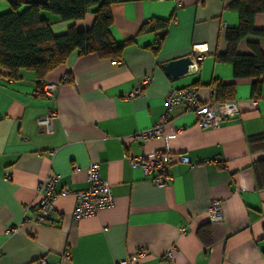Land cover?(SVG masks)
Returning <instances> with one entry per match:
<instances>
[{
  "label": "crops",
  "instance_id": "obj_1",
  "mask_svg": "<svg viewBox=\"0 0 264 264\" xmlns=\"http://www.w3.org/2000/svg\"><path fill=\"white\" fill-rule=\"evenodd\" d=\"M14 0H0V13ZM233 0H121L110 5V33L116 42L129 41L120 58L79 56L48 72L55 83L54 99L35 95L36 78L21 69L17 79L0 70V264H264V189L256 184L255 166L264 160V83L258 99L250 95L254 78H235L232 64L216 59L227 50L224 32L238 25ZM24 8L21 7L19 11ZM55 35L74 25L91 26L93 14L61 21L41 10ZM153 19L169 20L158 47V31L140 32ZM264 28V14L254 18ZM247 36L238 52L249 53ZM200 53L197 70L171 79L164 62ZM149 75L139 95L129 97ZM62 77L67 82L61 83ZM235 84L237 111L216 129L201 128L184 107L168 112L164 132L173 160L172 179L156 186L128 156H148L163 142L133 139V133L154 125L165 113L164 97L172 88L195 86L202 100L214 101L209 83ZM50 108L58 114L53 132L37 119ZM180 132L176 133V130ZM177 155L189 163L177 161ZM99 164L115 203L95 216L73 221L74 197L61 195L62 185L84 189L86 169ZM49 173L59 176L55 213L38 223L30 206L35 188ZM219 201L218 220L206 213ZM28 205V208L25 206ZM207 228L210 244L198 237ZM103 228H106L104 230ZM139 249L146 255L137 256Z\"/></svg>",
  "mask_w": 264,
  "mask_h": 264
},
{
  "label": "trees",
  "instance_id": "obj_2",
  "mask_svg": "<svg viewBox=\"0 0 264 264\" xmlns=\"http://www.w3.org/2000/svg\"><path fill=\"white\" fill-rule=\"evenodd\" d=\"M120 1L14 0L8 11L0 13L1 75L17 79L21 69L28 70L34 74L36 85H40L46 74L63 64L74 51L79 56L95 54L98 58H120L129 41L116 42L109 30L112 23L110 5ZM229 7L238 13V25L225 30L227 50L215 57L232 64L235 78H254L250 95L258 99L264 83V52L256 41L247 42L249 53L246 54L238 52V45L247 36L264 39V28H256L254 25L255 16L264 14V0H233ZM41 10L56 15L61 21L80 19L87 13H92L93 21L86 29L71 25L63 34L55 35L50 22L40 16ZM168 22L167 19H153L141 26L140 32L158 31L153 49L158 47ZM209 86L214 90V101L223 103L234 99L233 82L213 80ZM255 173L257 187L264 189V160L257 162ZM197 234L206 246L210 244L207 228H199Z\"/></svg>",
  "mask_w": 264,
  "mask_h": 264
},
{
  "label": "built area",
  "instance_id": "obj_3",
  "mask_svg": "<svg viewBox=\"0 0 264 264\" xmlns=\"http://www.w3.org/2000/svg\"><path fill=\"white\" fill-rule=\"evenodd\" d=\"M200 53L195 52L191 56V67L193 71L197 70V62L200 60ZM150 80L149 75H145L139 82L138 87L129 93V97L139 95ZM61 83L67 82L65 77L60 80ZM57 89L55 83L44 81L36 85L34 94L41 95L47 99H54ZM165 113L151 127L142 131L133 133L132 138L145 143L149 139H157L163 142L162 148L151 149L148 156H128L127 162L133 168H140L142 173L148 177L156 186H163L172 179L168 173V167L173 160L168 149L169 135L164 132V125L168 121V112L175 107H184L194 115L195 122L204 129H216L229 119L230 115L237 111V105L234 101L219 103L216 101H204L201 99L198 88L195 86H186L170 89L164 97ZM58 114L55 108H50L46 113L37 119V124L44 128L47 133L53 132V123ZM176 133L180 130H176ZM177 161L189 163L188 157L177 155ZM59 176L49 173L35 188V199L31 207L36 211V221L38 223L48 224L55 213L54 200L56 183ZM86 183L84 189H71L68 185H62L59 194L72 195L74 205L71 211L73 221L95 216L100 210L114 206L115 199L112 193L109 181L100 176L99 164L92 162L86 169ZM219 201L213 200L206 209L208 218L211 221L218 220ZM29 206L26 205L25 208ZM106 230V228H103ZM146 249H139L138 257L146 255ZM30 264H48L45 258H39L30 262ZM116 264H135L129 258L121 259Z\"/></svg>",
  "mask_w": 264,
  "mask_h": 264
},
{
  "label": "water",
  "instance_id": "obj_4",
  "mask_svg": "<svg viewBox=\"0 0 264 264\" xmlns=\"http://www.w3.org/2000/svg\"><path fill=\"white\" fill-rule=\"evenodd\" d=\"M191 63V57L184 56L178 59L164 62L161 67L169 78L174 79L176 77H179L180 75L192 71L193 69L191 67Z\"/></svg>",
  "mask_w": 264,
  "mask_h": 264
}]
</instances>
